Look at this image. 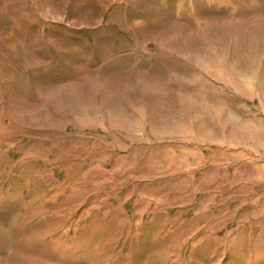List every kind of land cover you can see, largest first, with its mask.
Returning <instances> with one entry per match:
<instances>
[{
    "label": "rangeland",
    "instance_id": "374dc122",
    "mask_svg": "<svg viewBox=\"0 0 264 264\" xmlns=\"http://www.w3.org/2000/svg\"><path fill=\"white\" fill-rule=\"evenodd\" d=\"M0 264H264V0H0Z\"/></svg>",
    "mask_w": 264,
    "mask_h": 264
}]
</instances>
